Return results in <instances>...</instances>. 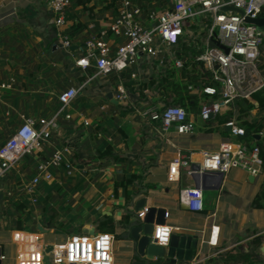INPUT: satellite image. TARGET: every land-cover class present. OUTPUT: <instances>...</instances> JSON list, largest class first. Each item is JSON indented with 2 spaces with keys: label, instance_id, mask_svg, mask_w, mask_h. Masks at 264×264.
I'll return each instance as SVG.
<instances>
[{
  "label": "crops",
  "instance_id": "0c3cea01",
  "mask_svg": "<svg viewBox=\"0 0 264 264\" xmlns=\"http://www.w3.org/2000/svg\"><path fill=\"white\" fill-rule=\"evenodd\" d=\"M49 2L0 0V147L25 118L36 122L57 118V128L43 151L22 161L0 181V264H27L32 249L43 252L47 262L52 260V248L71 235L103 231L115 236L116 264H140L125 234L141 199H146V208L166 210V224L173 234L197 241V258L188 264H264V170L257 177L233 170L221 182L212 177L203 186L204 210L198 213L181 205L183 183H171L168 177L169 165L180 153L217 151L226 142L243 143L242 138L230 135L223 126L210 131L216 128L215 122L200 120L204 99L199 90L194 91L197 103L189 102L185 107L197 125L195 133H162L145 112L149 105L162 106L163 100L149 89L144 90L147 99L140 97L143 84L162 72L155 61L139 58L132 69L137 76L134 81L124 74L131 95L125 103L116 98V76L98 75L94 68L77 66L86 56V43L91 38L112 47L126 42L123 35L116 36L110 30L120 5L116 10L107 9L106 3L94 0L96 11L91 16L72 2L66 26L58 29ZM141 4L154 13L163 9L160 0ZM75 22L85 28L70 38L66 31ZM64 37L69 38V47L64 46ZM260 65L264 76V43ZM69 89L78 90V96L60 113L59 96ZM153 98L157 103L153 104ZM123 109L130 110L124 118L120 115ZM229 112L239 124L238 105ZM247 120L264 124V108L253 110ZM256 137L264 153V130ZM108 147L113 149L111 156L101 157ZM55 154L61 164L48 165L51 180L32 187L35 168L51 161ZM130 179V186L115 189V184ZM189 182L202 185L199 178ZM17 203L36 217L44 214V223L36 225L29 215L21 217ZM125 215L128 223H123ZM257 239L259 245H255Z\"/></svg>",
  "mask_w": 264,
  "mask_h": 264
},
{
  "label": "built area",
  "instance_id": "2783aa9c",
  "mask_svg": "<svg viewBox=\"0 0 264 264\" xmlns=\"http://www.w3.org/2000/svg\"><path fill=\"white\" fill-rule=\"evenodd\" d=\"M161 13L151 12L138 2L122 0L115 21L110 30L116 36L123 35L126 42L110 46L101 39L91 38L87 43V54L77 62L84 70L94 68L98 75L116 76L119 82L116 98L125 103L130 100L124 76L130 71L129 80H136L133 73L139 58H149L162 68L170 64L175 69L183 68V61L176 58L182 47L203 49L195 61L202 65L203 82L197 90L203 100L199 118L210 123L217 117L236 107L239 100H251L253 95L264 91V76L261 71L263 33L246 18L260 17L264 0H160ZM71 0H50L53 24L63 29ZM231 6L241 10L242 15L222 8ZM216 39L222 47L213 43ZM192 42L194 44H192ZM68 37L64 46L69 47ZM132 70V71H131ZM78 96V90L69 89L59 96L63 106L60 113ZM145 115L159 125L165 135H193L197 129L189 119L185 108L179 106H147ZM70 119V116L67 115ZM57 128V118L36 122L25 118L21 126L0 147V181L8 177L22 161L36 157L44 149ZM230 135L243 138L245 130L236 121L223 125ZM61 164L55 154L51 161L35 168L31 186L52 178L48 165ZM264 161L258 145L226 142L217 151L199 150L180 153L169 165L168 177L171 183L182 184L180 203L192 213L204 210V189L194 185L190 178L204 174L227 175L239 170L252 177L263 171ZM147 208L138 213L144 219ZM168 214L166 213L165 219ZM173 229L167 224L155 226L151 241L168 246ZM27 238V237H26ZM29 238L26 239L28 243ZM115 236L106 233L73 234L66 242L55 245L52 260L44 262L42 253H28L27 264H116L114 255ZM36 253V254H35ZM38 258V262L35 260Z\"/></svg>",
  "mask_w": 264,
  "mask_h": 264
},
{
  "label": "trees",
  "instance_id": "16d2710c",
  "mask_svg": "<svg viewBox=\"0 0 264 264\" xmlns=\"http://www.w3.org/2000/svg\"><path fill=\"white\" fill-rule=\"evenodd\" d=\"M77 6L83 8L84 10L88 11L91 16L95 14L96 8L95 5H92L94 0H71ZM97 3H106L105 8L107 9H114L121 4L122 0H96ZM132 2H142L146 1L148 3L153 2L155 0H129ZM68 21V17H67ZM84 25L79 22H75L69 26L66 31V34L70 37H76L78 34L81 33L84 29ZM187 47H182L180 51L176 53V58L183 61L184 65L182 69H175L170 64L166 66V68L162 71L154 74L150 82L143 84L141 87V95L142 99H147V95L145 94L144 90L149 89L150 91H154V96L159 99L161 98L163 108H167L169 106H179L185 108L187 103L189 102H196L197 103V95L194 91L201 86L203 82L201 73L203 70L202 65L195 61V57L199 54L200 51H197L195 48H188L187 52H183V49ZM129 76V73H127ZM126 74V75H127ZM154 99V98H153ZM153 104L157 103L156 100H152ZM257 103V106L256 104ZM239 107V116L238 122L240 127L245 130V137L242 138L243 143L247 146L252 145H259L261 140H257V135L264 130L263 123H253L247 120L249 114L257 109V108H264V95L263 92L257 93L253 95L251 100H239L237 103ZM165 106V107H164ZM130 112L127 109L121 110L120 115L124 118ZM233 118L231 112H227L224 115H221L214 119L213 121L217 125L216 128L209 129L210 131H215L221 128V126L225 125L226 123L230 122ZM261 149V157L264 161V153ZM113 149L108 147L103 153H101V157L111 156ZM264 170V165H263ZM139 178V177H138ZM133 183V180H126L123 183L115 184V189L118 190L120 187H128ZM126 204L130 201V195L126 198ZM16 208L20 213L21 217L25 215V207L21 204H16ZM19 218L18 229L20 230L22 218ZM123 223H128L129 217L127 215L123 216L122 218ZM113 227V225H112ZM106 233V232H101ZM260 240L257 239L255 245H259Z\"/></svg>",
  "mask_w": 264,
  "mask_h": 264
},
{
  "label": "water",
  "instance_id": "95a60500",
  "mask_svg": "<svg viewBox=\"0 0 264 264\" xmlns=\"http://www.w3.org/2000/svg\"><path fill=\"white\" fill-rule=\"evenodd\" d=\"M222 11L243 14L241 10L231 6L222 8ZM245 21L247 24L256 26L264 35V17L260 16L255 19L246 18ZM212 41L217 47L225 49L216 39ZM214 176L218 178L219 182L224 178L222 174H204L200 177L202 186H206L208 181ZM203 188L206 189L205 187ZM146 202V199H141L136 202V216L126 225L127 232L125 236L132 244L134 258L140 264H188L195 261L197 258L198 243L192 237L173 234L168 246L157 245L151 241L155 226L166 224V210L163 208L149 207L147 208L144 219L141 220L138 218V213L146 208Z\"/></svg>",
  "mask_w": 264,
  "mask_h": 264
},
{
  "label": "rangeland",
  "instance_id": "374dc122",
  "mask_svg": "<svg viewBox=\"0 0 264 264\" xmlns=\"http://www.w3.org/2000/svg\"><path fill=\"white\" fill-rule=\"evenodd\" d=\"M192 44H194L193 42H192ZM189 47H187V48H185V49H183V52H187V51H185V50H187ZM195 49H197V48H195ZM203 49H201V50H198L197 49V51H202ZM163 106H161V108H162ZM165 107V106H164ZM0 127H2V126H0ZM2 130H3V127L2 128H0V133L2 132ZM261 147V146H260ZM68 203V202H67ZM66 204V203H65ZM65 204H63V207L65 206ZM64 208H66V207H64ZM25 210H26V212H25V216H27V215H29L30 217H31V219L33 220V223L34 224H38V225H40V224H43L44 223V221H45V219H46V216L44 215V214H41L39 217H36V214L34 213V212H30V211H28L26 208H25ZM67 212H70L69 211V209L67 208ZM42 213H43V211H42ZM73 214V213H72Z\"/></svg>",
  "mask_w": 264,
  "mask_h": 264
}]
</instances>
